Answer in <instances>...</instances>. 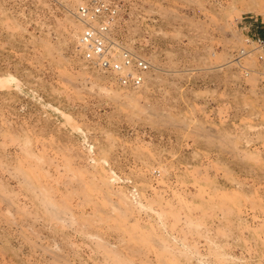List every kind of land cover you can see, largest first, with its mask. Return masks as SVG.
I'll return each mask as SVG.
<instances>
[{
  "label": "rangeland",
  "instance_id": "1",
  "mask_svg": "<svg viewBox=\"0 0 264 264\" xmlns=\"http://www.w3.org/2000/svg\"><path fill=\"white\" fill-rule=\"evenodd\" d=\"M83 1L0 0V264H264V0H120L137 89L76 57Z\"/></svg>",
  "mask_w": 264,
  "mask_h": 264
},
{
  "label": "built area",
  "instance_id": "2",
  "mask_svg": "<svg viewBox=\"0 0 264 264\" xmlns=\"http://www.w3.org/2000/svg\"><path fill=\"white\" fill-rule=\"evenodd\" d=\"M123 5L120 0H86L77 6L75 16L83 27L75 55L86 67L112 78L117 86L137 89L144 83L152 64L118 35L116 27ZM260 42L263 54L259 57L264 59V40L259 39ZM114 175L115 183L126 186L134 202L140 200L138 187L131 179L115 172ZM160 175V170L153 173L155 187Z\"/></svg>",
  "mask_w": 264,
  "mask_h": 264
},
{
  "label": "bare ground",
  "instance_id": "3",
  "mask_svg": "<svg viewBox=\"0 0 264 264\" xmlns=\"http://www.w3.org/2000/svg\"><path fill=\"white\" fill-rule=\"evenodd\" d=\"M185 1H187V2H190V1H192V0H185ZM70 24H71V26L70 27H76L77 26V23H75L74 22V20H71V22H70ZM98 72V71H97ZM101 73V72H100ZM103 74V73H102ZM16 80V78H15V76H12V75H5V76H1V79H0V83L1 84H8V83H11L12 81H15ZM15 83V82H14ZM102 90H104L105 92H108L109 93V88H107V87H103V88H101ZM111 174V173H110ZM117 178V176L116 175H114V172H113V176H112V178H110L109 177V180H111V181H114L115 179ZM109 184H111V182H109ZM38 192H40L41 193V195L43 196V195H47V193H45L46 192V190L44 189V190H39ZM226 192V191H225ZM40 193H39V195H40ZM125 194V193H124ZM121 196V198H122V200L124 201V199H126V196L125 195H120ZM126 201V200H125ZM124 201V202H125ZM126 204V203H125ZM140 205H143L142 203H139Z\"/></svg>",
  "mask_w": 264,
  "mask_h": 264
}]
</instances>
